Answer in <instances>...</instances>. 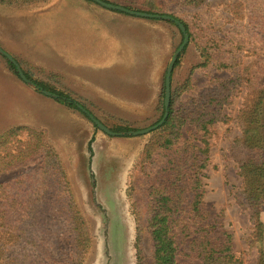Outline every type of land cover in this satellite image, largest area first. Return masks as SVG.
I'll use <instances>...</instances> for the list:
<instances>
[{
  "label": "rangeland",
  "instance_id": "1",
  "mask_svg": "<svg viewBox=\"0 0 264 264\" xmlns=\"http://www.w3.org/2000/svg\"><path fill=\"white\" fill-rule=\"evenodd\" d=\"M102 1L144 13L150 9L149 5L153 4L150 1H153L166 13L164 16L172 15L173 18L186 20L191 25L192 33L201 41L211 38L218 42L223 52H232L228 56L233 63L232 70L241 74L248 68V76L255 83L254 86L261 85L264 78V0H206L196 9L182 6L180 0ZM104 10L124 16L128 22L143 20L147 26L142 31L136 29L137 34H123L125 38L137 37V54L145 60V79L151 80L152 73L155 76L156 63L152 59L160 54L159 86L144 89L143 103H91L82 88H71L54 70L47 69V61L52 63L50 57L56 54L53 39L61 44L63 50L88 46L89 41L83 34H90L91 27V33L97 34V25L94 22L92 26L83 21L71 22L83 12L99 16L106 13ZM236 42L240 45L232 46ZM181 43L179 29L168 22L132 17L105 9L89 0H40L12 5L0 3V48L15 60L24 75L69 96L110 130L128 127L138 131L156 121L159 114L156 107L162 100L160 96L164 92L166 68ZM211 53L219 57L216 49H212ZM176 62L171 76L172 88L180 87L189 77L191 68L201 62L199 51L192 42H188ZM10 64L0 55V133L25 126L42 132L46 144L54 148L90 241L82 264H135V221L127 189L129 175L150 134L138 137L109 136L86 115L32 89L19 78ZM229 77V73L222 70L195 69L191 77L192 88L181 96L180 101L184 102L203 88L220 84ZM244 85L236 89L219 109L218 116H227L230 121L228 124H215L210 137L207 166L202 172L203 200L211 214L222 213L226 229L233 233L234 251L244 264H256L257 250L248 246L251 230L247 212L233 199L240 180L236 165L229 156L230 147L239 136L233 120L249 96L250 87ZM124 98H131V95ZM184 130L196 139L200 137L193 126H187ZM18 139L24 141L26 135L22 133ZM40 163L37 160L2 173L0 183L25 178L35 188L39 186ZM157 163V159L153 158L143 166V170L152 171ZM139 176L136 174L135 178ZM43 188L41 195L49 197L50 193ZM139 210H143L142 203ZM260 220L264 228V211L260 214ZM143 249L149 262L151 250L146 237L143 238ZM58 251L60 258L66 255V238L61 237L58 241ZM261 251L264 258V241ZM179 263L197 264L186 259H180Z\"/></svg>",
  "mask_w": 264,
  "mask_h": 264
},
{
  "label": "trees",
  "instance_id": "2",
  "mask_svg": "<svg viewBox=\"0 0 264 264\" xmlns=\"http://www.w3.org/2000/svg\"><path fill=\"white\" fill-rule=\"evenodd\" d=\"M35 1L40 0H0V3L12 5ZM205 1L180 0L182 6L190 9L202 6ZM150 3L153 4L146 13L166 14L153 1ZM175 20L185 27L189 41L199 51L201 62L191 68L189 77L180 87H170L168 116L150 133L129 175L127 198L135 221V264H180V259L197 264H244L234 251L233 233L226 229L222 213L211 214L206 209L202 184L215 124L230 121L227 116H218L219 109L243 84L250 87L249 96L233 120L239 136L229 151L240 180L233 199L247 212L251 230L248 246L257 250L256 264H264L261 251L264 228L260 220L264 211V78L260 86H254L248 68L241 74L232 70L233 63L228 59L232 52H223L218 42L211 38L201 41L192 33L186 20ZM237 45L240 44L236 42L232 46ZM212 49L218 51L219 57L211 53ZM10 67L15 70L11 64ZM211 68L225 71L230 77L180 101L181 96L192 88L194 70ZM25 76L37 88L57 95L54 100L58 103L80 113L78 106L86 110L62 92ZM161 95L162 100L156 107L159 114L151 126L156 125L164 114L163 91ZM187 126H193L200 137L196 139L185 132ZM136 130L125 127L111 131ZM22 133L26 135L24 141L18 139ZM88 148L90 152V145ZM153 158L158 163L152 171L146 172L143 166ZM37 160L41 161L39 186L34 188L25 178L0 183V264H82L90 241L54 148L46 144L42 132L25 126L0 133V175ZM136 174L140 176L135 178ZM42 187L50 193L49 197L41 195ZM140 203L142 211L139 210ZM61 237L68 240V251L63 258L59 257L58 251ZM144 237L150 244L149 262L144 254Z\"/></svg>",
  "mask_w": 264,
  "mask_h": 264
},
{
  "label": "crops",
  "instance_id": "3",
  "mask_svg": "<svg viewBox=\"0 0 264 264\" xmlns=\"http://www.w3.org/2000/svg\"><path fill=\"white\" fill-rule=\"evenodd\" d=\"M77 21L88 23L89 26H92L94 22V25H97V34L91 33L92 27L90 34H83L80 31L89 41V45L81 49L72 47L71 50H63L61 44L53 39L56 54L50 57L52 63L46 60L49 65L47 69L54 70L71 88H82L83 93L89 96L88 100L91 103H143L144 89L159 86L157 82L161 73L160 54L152 59L156 63L155 76L152 73L151 80L145 79V60L142 55L137 54V37L133 35V37L125 38L123 34L129 32H131L129 34H137L136 29L142 31L147 27L144 21L128 22V18L109 11L99 16L83 12L71 24ZM98 34L100 36L96 37ZM152 60L147 59L149 63H152ZM138 93L139 97H137ZM130 95L131 98H124ZM133 96L136 97L133 98Z\"/></svg>",
  "mask_w": 264,
  "mask_h": 264
},
{
  "label": "water",
  "instance_id": "4",
  "mask_svg": "<svg viewBox=\"0 0 264 264\" xmlns=\"http://www.w3.org/2000/svg\"><path fill=\"white\" fill-rule=\"evenodd\" d=\"M95 4H98L99 6L111 10V11H116V12H120L132 17H136V18H141V19H149V20H161V21H165V22H172L174 23L177 28L179 29L180 33L182 34V43L180 44V46L178 47V49L174 52L173 56L171 57L167 68H166V72H165V78H164V100H163V105H164V114L162 119L154 126H150L148 128L142 129V130H138V131H129L127 133H120V134H116L111 132L110 129H108L107 127H105L101 122H99L98 120H96L92 115H90L86 110L82 109L80 106H78V109H80L82 111L83 114H85L88 119L99 129L101 130L103 133L109 135V136H128V137H138V136H145L150 134L152 131L156 130L158 127H160L165 119L168 116V109H169V103H170V90H171V76H172V72L174 69V65L179 57V55L182 53V51L184 50V48L186 47V45L189 42V37L185 31V27L177 22L175 20V18L170 17V16H161V15H156V14H148V13H144V12H137V11H133V10H129L125 7L122 6H116L113 4H109L106 3L102 0H89ZM0 55H2L3 57H5L8 62H10L16 69V72L19 76V78L26 83L28 86H30L32 89L38 91L39 93L43 94L44 96H47L49 98H53V99H57L58 96L54 95L48 91L42 90L37 88L32 81L28 80L26 78V76L24 75V73L22 72V70L20 69V67L18 66V64L15 62V60L8 55L7 53H5L1 48H0Z\"/></svg>",
  "mask_w": 264,
  "mask_h": 264
},
{
  "label": "flooded vegetation",
  "instance_id": "5",
  "mask_svg": "<svg viewBox=\"0 0 264 264\" xmlns=\"http://www.w3.org/2000/svg\"><path fill=\"white\" fill-rule=\"evenodd\" d=\"M112 132V131H111Z\"/></svg>",
  "mask_w": 264,
  "mask_h": 264
}]
</instances>
